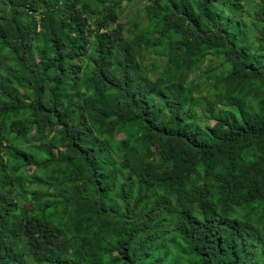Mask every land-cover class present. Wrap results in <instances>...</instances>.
<instances>
[{"label": "trees", "instance_id": "obj_1", "mask_svg": "<svg viewBox=\"0 0 264 264\" xmlns=\"http://www.w3.org/2000/svg\"><path fill=\"white\" fill-rule=\"evenodd\" d=\"M0 264H264V0H0Z\"/></svg>", "mask_w": 264, "mask_h": 264}, {"label": "rangeland", "instance_id": "obj_2", "mask_svg": "<svg viewBox=\"0 0 264 264\" xmlns=\"http://www.w3.org/2000/svg\"><path fill=\"white\" fill-rule=\"evenodd\" d=\"M137 5H140V3H137ZM206 65V63L203 65V66H205ZM197 73H198V71H197ZM197 112L198 113H200L201 111H200V109H197ZM201 122L204 124V123H206L207 122V118H203L202 120H201Z\"/></svg>", "mask_w": 264, "mask_h": 264}]
</instances>
